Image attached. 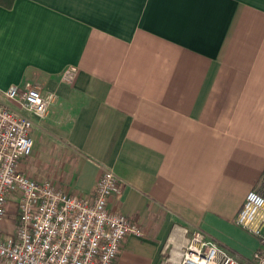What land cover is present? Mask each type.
Listing matches in <instances>:
<instances>
[{
  "label": "crops",
  "instance_id": "crops-1",
  "mask_svg": "<svg viewBox=\"0 0 264 264\" xmlns=\"http://www.w3.org/2000/svg\"><path fill=\"white\" fill-rule=\"evenodd\" d=\"M29 85L57 101L32 116L20 171L86 198L114 172L109 209L142 230L114 264H177L196 230L260 249L236 220L264 177V0H16L0 7V96ZM7 206L14 237L18 197Z\"/></svg>",
  "mask_w": 264,
  "mask_h": 264
},
{
  "label": "built area",
  "instance_id": "built-area-1",
  "mask_svg": "<svg viewBox=\"0 0 264 264\" xmlns=\"http://www.w3.org/2000/svg\"><path fill=\"white\" fill-rule=\"evenodd\" d=\"M75 69L62 79L71 83ZM0 99V224L7 204L18 197L19 224L14 237L0 233V264H114L121 244L129 236L140 237V226L112 212L109 201L121 195L122 181L105 170L93 198L69 195L53 181L39 182L20 171V163L33 153L32 116L45 119L56 103L53 93L41 86H17ZM5 102H16L22 115ZM238 226L260 243L251 259L231 254L196 230L182 249L177 264H264V177L259 188L248 193L236 220Z\"/></svg>",
  "mask_w": 264,
  "mask_h": 264
},
{
  "label": "trees",
  "instance_id": "trees-1",
  "mask_svg": "<svg viewBox=\"0 0 264 264\" xmlns=\"http://www.w3.org/2000/svg\"><path fill=\"white\" fill-rule=\"evenodd\" d=\"M16 0H0V7L10 10L13 8Z\"/></svg>",
  "mask_w": 264,
  "mask_h": 264
},
{
  "label": "rangeland",
  "instance_id": "rangeland-1",
  "mask_svg": "<svg viewBox=\"0 0 264 264\" xmlns=\"http://www.w3.org/2000/svg\"><path fill=\"white\" fill-rule=\"evenodd\" d=\"M0 99L3 101V98H1V96H0ZM11 103H13V102H11ZM14 108H17V106H14ZM35 145H34V147H33V154H34V151L36 150L35 149ZM38 148V147H37ZM11 209H12V211H10V208H9V210H8V206H7V212L8 213H11V219H12V215H13V213H14V209H15V207H14V209H13V207H11ZM16 212V211H15Z\"/></svg>",
  "mask_w": 264,
  "mask_h": 264
}]
</instances>
